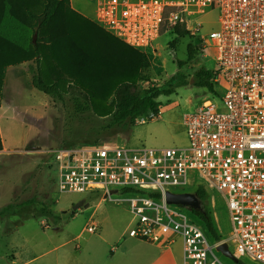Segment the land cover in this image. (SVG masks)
Instances as JSON below:
<instances>
[{"label":"built area","instance_id":"2783aa9c","mask_svg":"<svg viewBox=\"0 0 264 264\" xmlns=\"http://www.w3.org/2000/svg\"><path fill=\"white\" fill-rule=\"evenodd\" d=\"M213 7L218 30L209 40L195 39L201 56L214 51L215 94L183 114L185 147L92 143L46 153L56 164L59 193L97 191L111 203L128 204V237L163 247L180 238L183 264H224L214 254L221 242L232 245L235 257L264 264V0H95L94 23L146 51L163 29L180 25L195 37L201 25L192 18ZM188 186L221 196L230 219L226 240L211 244L201 225L166 203V192ZM96 230L95 224L86 228Z\"/></svg>","mask_w":264,"mask_h":264},{"label":"rangeland","instance_id":"374dc122","mask_svg":"<svg viewBox=\"0 0 264 264\" xmlns=\"http://www.w3.org/2000/svg\"><path fill=\"white\" fill-rule=\"evenodd\" d=\"M69 1L73 10L95 22V0ZM192 23L201 25L195 37L177 35L170 29L154 41L152 49L146 50L147 79L139 82L138 88L161 84L178 71L189 80L188 84L169 96L159 97V115L153 119L150 115L139 118L129 131L110 125L107 117L100 118L91 112L77 114L72 102L74 91H67L58 99L33 88L30 84L33 62L5 68L0 94V208L5 205L12 208L0 216V264H124L121 254L125 250L121 246L125 240L127 264H136L135 255L139 251L132 249L128 245L130 238L123 235L124 230L132 227L128 204L116 205L95 191L59 193L56 164L46 151L89 145L93 141L131 148L185 147L183 114L212 98L207 89L193 85L192 77L200 67L213 72L215 54L213 50L205 57L199 53L181 68L177 62L186 60L187 43H194L199 35L209 40L211 33L218 30V9H205L192 18ZM215 104L221 106L219 102ZM206 191L214 201L213 204L210 198L217 230L226 240L230 232L226 205L217 192ZM186 192H193V187L183 189ZM81 199H85L84 206L71 214L72 205ZM41 207L52 215L37 217L36 211ZM176 209L186 212L200 225L183 207ZM89 224L97 226L96 232L86 231ZM178 248L176 245L173 251L178 252ZM228 248L233 254L232 245ZM111 253H115L113 257ZM214 254L222 263L234 264L220 253Z\"/></svg>","mask_w":264,"mask_h":264},{"label":"trees","instance_id":"16d2710c","mask_svg":"<svg viewBox=\"0 0 264 264\" xmlns=\"http://www.w3.org/2000/svg\"><path fill=\"white\" fill-rule=\"evenodd\" d=\"M172 31L177 35L193 36L180 25ZM164 32L165 29L161 34ZM34 34L37 36L35 42L32 40ZM200 49L197 39L187 43L186 60L178 61L177 66L181 68L193 60ZM24 62L34 64L30 82L33 88L58 99L63 93L74 91L72 102L77 114L91 112L100 118L107 117L110 125L124 131H129L145 115L156 118L160 113L157 99L173 94L189 82L178 71L161 84L139 89L138 83L147 79L148 52L128 47L73 10L69 0H0V94L5 68ZM212 76V71L200 67L192 77L193 85L213 95ZM193 193L199 198L203 212L181 207L197 218L211 243L221 241L210 195L201 186ZM11 208L12 205L0 208V216ZM51 215L45 207L36 211L37 217ZM236 258L234 264H254Z\"/></svg>","mask_w":264,"mask_h":264},{"label":"crops","instance_id":"0c3cea01","mask_svg":"<svg viewBox=\"0 0 264 264\" xmlns=\"http://www.w3.org/2000/svg\"><path fill=\"white\" fill-rule=\"evenodd\" d=\"M123 235H126L125 230L123 231ZM129 240L131 241L128 243V245H130L132 249L139 251L135 255L136 264H183L180 238H176L171 245L166 247L139 241L133 238H130ZM176 245L179 246L178 252L177 250L176 252L173 251V247ZM121 248L125 250L121 255L124 256V264H127V240L123 242ZM109 251L112 252L111 250ZM114 254L115 253H111V257H113Z\"/></svg>","mask_w":264,"mask_h":264},{"label":"water","instance_id":"95a60500","mask_svg":"<svg viewBox=\"0 0 264 264\" xmlns=\"http://www.w3.org/2000/svg\"><path fill=\"white\" fill-rule=\"evenodd\" d=\"M36 35L34 34L32 37L33 42H35ZM116 191H110V194H114ZM165 200L167 204L176 205V206H186L193 210L203 212L202 204L197 197V195L193 192L186 193H171L166 192ZM85 199H81L72 205L70 209V213L73 214L77 209L84 206ZM215 251L220 253L223 257L235 262L237 258L230 252L228 245L225 242L218 243L215 246Z\"/></svg>","mask_w":264,"mask_h":264}]
</instances>
